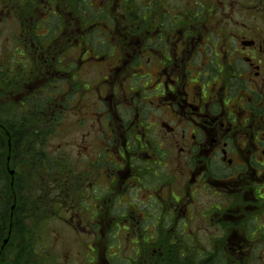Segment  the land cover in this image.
Masks as SVG:
<instances>
[{"label": "flooded vegetation", "instance_id": "1", "mask_svg": "<svg viewBox=\"0 0 264 264\" xmlns=\"http://www.w3.org/2000/svg\"><path fill=\"white\" fill-rule=\"evenodd\" d=\"M62 1L21 0L12 14L61 28L38 49L48 52L41 75L0 89L13 102L0 116V262L7 213L20 229V209L75 210L64 222L107 264L102 210L131 209V226L174 246L178 264H264V0H248L253 11L244 0H71L74 13ZM67 115L84 141L106 143L79 146V165L62 148L55 174L49 144L35 137L22 149L21 135L48 134ZM26 166L38 180L29 194Z\"/></svg>", "mask_w": 264, "mask_h": 264}, {"label": "rangeland", "instance_id": "2", "mask_svg": "<svg viewBox=\"0 0 264 264\" xmlns=\"http://www.w3.org/2000/svg\"><path fill=\"white\" fill-rule=\"evenodd\" d=\"M98 1V0H94ZM177 3L184 4L187 0H176ZM175 1V4H177ZM170 2L174 3V1L170 0ZM21 3V0H0V89L7 87L9 83L13 82L15 79L19 77V74L22 72H28V75L31 76H37L39 77L42 73L41 67L44 69L47 68V56L48 52L45 50H42L38 52V49L44 47L46 44L49 45L50 41L55 37L56 34L55 30L58 32L60 31V21L58 18H53L48 22L43 23V17L37 18V21H31V26L28 21L20 22L19 20L14 18L15 14L14 11L18 7V5ZM64 0L62 1V4H64ZM109 3V0H99V4H103L104 6ZM118 3V2H117ZM66 4L72 5L71 11L74 13L77 8V2L68 0ZM261 4V3H259ZM219 6V5H218ZM42 8L44 5L42 4ZM264 7V6H263ZM89 9V5L86 7ZM133 9L134 6L132 7ZM240 8L244 10H250L253 11V4L249 3L248 0H244L243 2H240ZM11 10H13V13H11ZM74 10V11H73ZM199 12H202V9H200V6L198 7ZM121 11L125 12V7L118 5H114L113 8V14L115 15V19L117 18V25H123L124 20L121 16ZM225 15L232 16L231 13V7L228 8ZM91 12V11H89ZM62 13V12H61ZM94 13V12H92ZM225 15H222V18H226ZM250 15V14H249ZM238 16H244V15H238ZM249 17V16H248ZM247 17V18H248ZM229 18V17H227ZM240 17L241 20L247 19ZM257 24L264 29V15L262 16L261 20H257L255 18ZM253 22V18L248 20L247 23L251 24ZM37 30V31H36ZM60 34V33H59ZM40 35V36H39ZM41 35H45V37H42ZM54 44V40L51 45ZM50 45V46H51ZM46 47H44L45 49ZM22 49L25 50L23 53ZM59 55V54H58ZM51 60V59H50ZM38 63V65H36ZM98 72L90 71L88 77V80L90 83H93L91 79H94L97 77ZM86 77V78H87ZM11 103L9 107H7L9 111L13 109V102H7L6 99L3 97L2 92L0 90V116H2L3 108L6 104ZM87 105H91L90 100H86ZM86 105L84 104V108ZM68 119V120H67ZM65 119L62 121L64 122ZM55 124L53 125V128L49 131L48 134H46V137L44 138V143H48L49 147L47 150L52 151L51 157H55V155L61 151L63 153V149L65 148L70 154V158L73 161V164L79 165L80 163H85V160H82L81 156L78 153L79 149L78 147H86V151L88 150L89 153L94 150V148L97 145H104L106 143V139H100L96 137H89L85 141L83 140V136L85 132H82L80 128H77L75 118H70L69 115L66 116V121L64 124L57 125V122L55 121ZM61 122V123H62ZM66 123V126H65ZM87 129V128H86ZM88 130H86V133ZM45 134V132H44ZM35 137V136H31ZM104 137H107L106 135ZM29 140L31 138H28ZM34 140V138H33ZM47 146L45 147V149ZM43 149V150H45ZM88 153V152H87ZM88 156V154H87ZM80 159H79V158ZM28 160L27 158L23 159V161ZM56 161V160H54ZM60 160H57L56 163ZM29 163V160H28ZM58 167L53 168V173L60 174L61 165ZM32 166H26L23 168L22 176L25 174L26 177L24 181L22 182L23 186L27 189V192L29 194V186L32 187V189L37 188V181L35 177V171H31ZM40 176L43 177V172L40 173ZM38 179V178H37ZM40 179H42L40 177ZM88 182H92L91 180H88ZM39 183V182H38ZM89 185V184H88ZM88 185L86 187H88ZM27 192L23 193L25 196H27ZM34 193V192H32ZM22 194V195H23ZM23 196V197H25ZM38 196L40 197V193H38ZM60 197V196H59ZM24 199V198H23ZM41 201H45V198H41ZM48 202L50 201L49 198H47ZM76 201H73L74 203ZM42 202H39V205H41ZM20 209V215H21V221H22V227H26L27 230L33 231L35 227L38 226L37 221L42 219L41 217L45 213L51 212L52 216L55 218L54 220L48 221L46 224L42 225V228H39V231L37 233L34 232V239H23L22 234H20L21 238L19 240L16 238L18 236V233L20 231L19 228L15 229L13 228V224H15V219L12 218L11 221L9 220L10 214H6V229H5V239H6V246L11 241L12 243L15 242L16 245L20 243L19 251L21 253L20 259H16L15 264H22L23 260H27L26 263L31 264L36 260V257H34V254L42 255V254H48L49 262L50 264H88L86 262L87 260V253L90 252L88 249L89 246L92 247V243L90 241H86L87 237L81 236L75 231L74 229L70 228L68 226L67 222H71L72 219L77 215L74 214L75 210L69 213V209H23V212ZM123 210V209H120ZM13 211H17V209H14ZM67 214H69L68 219ZM24 221V222H23ZM67 221V222H64ZM10 222V223H9ZM107 229L106 226H102V234L103 238L105 236ZM21 232H23L21 230ZM41 237V238H40ZM45 247L38 246V241L42 242ZM105 241V238H104ZM114 244V242H112ZM127 243V247L129 245V242H124L121 245V251L124 255L127 253V256H125V259L131 254L127 250H123L124 246ZM117 245V244H116ZM130 247V246H129ZM45 248V249H44ZM102 249L104 250V244L102 241ZM129 250V248H128ZM119 251V249L114 248L113 251L110 253L113 254L115 252ZM26 256V257H25ZM27 258V259H26ZM7 264H14L13 260L8 261Z\"/></svg>", "mask_w": 264, "mask_h": 264}, {"label": "trees", "instance_id": "3", "mask_svg": "<svg viewBox=\"0 0 264 264\" xmlns=\"http://www.w3.org/2000/svg\"><path fill=\"white\" fill-rule=\"evenodd\" d=\"M39 2V1H38ZM35 136L36 138L44 140L46 137V133H22L21 135V147L24 149V143L29 140L28 138ZM23 212V209L21 210ZM142 213L141 211H139ZM21 213V212H20ZM131 213H134L131 211V209H103L102 210V221L103 225L106 226V233H105V241L104 238H102L103 244H104V250H103V257L108 259L106 262L107 264H178L176 259V252L174 249V246L166 245V246H156L152 240L147 239V236H143L141 232L144 231V224L142 223L139 227L133 228L130 224L131 220ZM140 213H137V215H140ZM52 213H45L39 221H37L38 226L33 229V231L27 230L26 227H22V221H21V215H20V231L18 233V236L16 238L19 240L21 238L20 234L23 233L22 238L23 239H34V232L37 233L39 231V228H42L43 224H46L48 221L54 220L55 218L51 215ZM6 221V220H5ZM8 222V221H6ZM24 222V221H23ZM8 224V223H7ZM22 224V225H21ZM70 227V226H69ZM72 228V227H71ZM6 229V228H5ZM21 230L23 232H21ZM7 231V229H6ZM103 237V236H102ZM41 238V237H40ZM15 242H9V244L4 249V262H0V264H7L8 261L13 260L14 264L16 262V248L20 247L16 245ZM114 242V244L112 243ZM124 242H129V245L127 247V243L123 245L124 249L129 251L131 254L125 259V256H127V253L124 255L121 251V245ZM117 244V245H116ZM38 246L45 247L43 245V240L38 241ZM130 246V247H129ZM119 249V251L111 254L113 249ZM129 248V250H128ZM45 249V248H44ZM34 254L33 256L36 257V260L31 264H50L48 254H40L38 255ZM87 260L86 262L89 264H99L97 263V258L94 256L93 252L90 251V253H87ZM26 257V256H25ZM27 259V258H26ZM110 260V261H109ZM27 260H23L22 264H28L26 263ZM104 263V262H103ZM18 264V263H17Z\"/></svg>", "mask_w": 264, "mask_h": 264}]
</instances>
